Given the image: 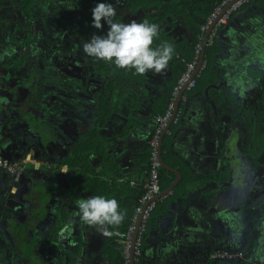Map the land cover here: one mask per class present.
<instances>
[{
    "label": "crops",
    "instance_id": "0c3cea01",
    "mask_svg": "<svg viewBox=\"0 0 264 264\" xmlns=\"http://www.w3.org/2000/svg\"><path fill=\"white\" fill-rule=\"evenodd\" d=\"M28 2L32 12L34 5L39 12L46 7V0ZM20 3L21 0H0V60L5 55L8 59L14 58L17 53L16 46L20 41V35L23 34L22 31L25 30L21 26ZM181 5L177 4L176 0H129L123 9L117 11L114 18L116 22L124 23L132 20L139 23L148 19V23L159 25L158 36L154 38L152 47L169 43L174 48L173 58L169 61L165 73L148 72L143 76L135 75L136 79L130 77L122 81L110 79L112 91L109 93V101L101 98L109 104L108 109L111 113L118 114L119 117L116 118L122 120L120 115L125 113L134 122V131L130 135L128 146L118 147L115 153L113 150L111 155H106L104 153L106 138L117 136L121 121L118 119L119 122L109 124L107 130L97 127L91 146L98 155L93 154V164L91 159L89 160L88 165L92 172L88 174L90 176H85L86 182L82 183L81 197L86 198L91 193L94 196L115 198L121 210L125 212V217L128 216L129 210H132L137 194L142 192L140 186L146 182L148 166L146 142L154 129V117L163 114L164 107L169 105L171 95L169 101L167 96L171 85L177 79L180 55L178 50L185 51L194 38L186 15L181 13L182 9L179 8ZM179 14H184L180 16L183 22L174 18ZM95 30L96 35H101L100 30ZM221 38L220 49L217 48L216 53L222 50L223 54L217 56L215 53L208 59L205 57L211 66L197 78L195 94L185 93V96L189 97L187 105L178 103L179 97L175 101V110L181 109V120L171 126L170 135H166L163 142L162 158L165 168H162L160 173L161 200L157 203L144 234L142 253L146 254L148 260L141 257V264H204L207 250L225 248L230 240L240 241L242 231L247 226V217L236 212L231 214L232 217H224L214 224L219 239L214 240L213 247L206 248L187 237L189 228L197 221V216H200L205 207L208 190L219 189L221 180H216L217 187L210 182L214 176L219 177L228 171L226 165H229L230 161L226 159L223 148H220L219 157H213L214 148L211 144L213 133L209 126L211 108L224 111L220 112L219 117L228 119L235 111L239 112V106L244 103L247 105L244 112H249L252 116L256 113V107L264 100V3L251 2L233 14L221 31ZM235 53L238 54L237 59ZM211 54L212 52L209 55ZM100 63L99 76L108 78L112 71H116L114 65L110 66L103 61ZM250 65L253 69L252 66L250 69ZM233 66L239 67L240 70L237 68L236 71ZM241 69L251 70V77L254 78L252 84L243 80ZM6 70L7 68L0 73V77ZM108 89L110 90L109 87ZM205 95L210 99L207 102L209 105L205 103L207 101ZM233 106H236V110L231 112L230 107ZM256 115V119L260 118L259 114ZM235 118L237 121V117ZM99 145L101 150L97 149ZM106 158L109 159L108 164L104 163ZM80 159L82 160L81 157ZM86 161L88 162L84 158L83 162ZM80 164L81 162L79 165L76 163V172L83 173L87 166L84 168ZM236 165V162H232L233 167L237 168ZM231 179L232 190L236 191L240 180L234 175ZM188 180L191 183L190 190L185 191L184 183ZM128 182H134L136 185L130 186ZM182 193L184 196L180 199ZM229 206L227 207L233 208ZM110 230L121 233L120 226L118 229ZM90 238L93 244L89 253L95 255V260L93 259L95 264H111L109 256L111 257L114 252L122 257L121 244L124 238L117 235L104 237L96 230L92 232ZM110 241L114 248L111 252L110 249L107 251ZM247 253L246 248L245 254ZM248 256L244 264H264V254L259 255L255 252L249 253Z\"/></svg>",
    "mask_w": 264,
    "mask_h": 264
},
{
    "label": "flooded vegetation",
    "instance_id": "af4514ba",
    "mask_svg": "<svg viewBox=\"0 0 264 264\" xmlns=\"http://www.w3.org/2000/svg\"><path fill=\"white\" fill-rule=\"evenodd\" d=\"M92 1L46 0L44 10L39 12L34 5L32 12L28 0H21V26L25 30L20 35L12 63H8L13 66L11 70L17 74L16 78L25 83L14 104L19 109L13 106L12 119L0 127V153L6 156V162H18L19 166L13 175L0 170V262L6 260V264H26L31 256L30 247L36 246L37 238L48 237L51 241L62 223H69L70 220L76 233L83 224L74 213L76 201L83 195L82 183L86 182L85 176L92 170L87 161V169L83 173L76 172L77 165H73H79L80 157H88L93 164V154L98 155L91 146L99 126L97 117L106 107L104 98L109 101L108 95L112 91L110 79L99 76L100 61L87 57L82 50L83 43L96 32L91 26L87 9ZM128 2L116 11L123 9ZM179 8L182 9L181 6ZM181 15L184 14L174 18L183 22ZM223 27L212 46L204 48L202 60L211 58L217 48L220 49ZM209 48L213 49V55H209ZM222 54V50L216 53L217 56ZM235 54L237 59L238 54ZM207 59L201 73L211 66ZM233 67L236 71L237 68L240 70ZM69 85L82 91L90 90L92 97L85 98L79 93L78 101L69 107L65 92ZM191 92V95L195 94L196 88ZM83 99H88L90 103L85 104ZM188 101L187 95L183 104L187 105ZM81 106H87L89 111L82 114ZM245 109L247 105L244 103L237 113L236 106L230 107V111L235 113L228 119L229 126L232 123L234 128L228 129L230 136H226V158L230 160L226 165L228 171L219 177L214 176L210 183L215 186L216 180H222L231 187L223 186L228 189L227 193L229 190L237 192L236 197L242 206L233 212H240L248 219L249 206L257 205L258 198L264 200V100L255 109L260 118L256 119V113L250 116L249 112H244ZM56 125L57 129L54 128ZM108 162L107 158L104 163ZM232 162L237 163V168L232 166ZM229 167L232 172L227 181ZM65 168L68 172H61ZM232 175L240 180L236 191L232 190ZM53 176H57L58 181ZM90 196L94 194L90 193L86 198ZM228 207L226 212L231 211ZM36 214L46 218L35 230ZM68 231L72 233L73 229ZM46 242L42 240L43 244ZM88 244V253L81 264H95V255L89 253L93 244L91 238ZM246 244V239L230 240L225 248L210 252L206 264H244ZM72 249L68 247L67 251L55 241L54 245H49V253L38 249L36 253L40 258L43 255L48 264H67L70 259L72 264H79L75 254L69 252Z\"/></svg>",
    "mask_w": 264,
    "mask_h": 264
},
{
    "label": "water",
    "instance_id": "95a60500",
    "mask_svg": "<svg viewBox=\"0 0 264 264\" xmlns=\"http://www.w3.org/2000/svg\"><path fill=\"white\" fill-rule=\"evenodd\" d=\"M203 53H204V49L202 50V56H203ZM4 58L0 60V73L4 72L6 68L8 69L3 74V76L0 77V127L4 124H7L12 119L13 106L14 104H16L18 100V97H19L18 94L20 93L22 89H24L23 84L25 83V82H22L21 79H19L18 77L16 78L17 74H15L14 70H11L13 66L10 65L8 62L11 61L10 63H12L13 57L8 59V57L5 55ZM251 74L252 72L247 71V70L241 71V75H244V77H242L243 80L247 81L246 83L248 84H252V82L254 81V78L251 77ZM65 92H66V96L68 97L67 104L69 107H71L72 105H74L73 103H76V101H78L77 95L79 93H81L82 94L81 96L85 98L90 96V90L85 89L84 91H82V90H79V88L75 89L72 85H69V87H66ZM73 96L75 97L72 98ZM90 97H92V95ZM204 97L207 99L205 103L210 101V99L206 95ZM83 100L85 101V104L90 103L87 101L88 99H83ZM177 102L179 103V100ZM211 104L213 105L212 102ZM212 105L211 107H213ZM178 106L179 105L177 104V108ZM108 108H109V104H107L105 108L103 107L101 109L99 116L97 117L99 122L102 121V123L99 124L98 122V124H99V127H101L103 130H107V127L109 124L113 125V122L115 121L119 122L118 119H120V118H116L118 114L111 113V111ZM15 109L18 110L19 107H15ZM81 109H82V114H86L89 111L87 106H81ZM211 110H212V113L210 114L211 116H210L209 126H210V130H212V133H213V137L211 139L212 140L211 144L213 145V148H214L213 157L216 158V156L218 157L220 156V148H223L225 150V155L227 154L226 150H228V147L226 146V141H227L226 136L227 135L230 136V130H231L232 123L229 126V121H228L229 118L226 119V118L219 117L220 112L222 113L224 111H221L214 107L211 108ZM216 110L218 112H215ZM120 117L122 118L123 121L120 119L121 125L119 126V129L116 132L117 136L116 137L110 136L109 138H106L107 140L104 145V153L106 155H111L113 153V150L115 153L118 147L123 148L124 146H128L127 144L130 140V135L132 131H134L133 130L134 122L127 115H125V113L120 115ZM54 128L57 129V125ZM170 128H171V125L168 128L169 131H170ZM165 137L166 135L164 134L160 140L161 168H165V164L162 158V146H163ZM0 158H2L3 160H6V156L3 155V153H0ZM112 158L115 160L114 156H112ZM223 158L225 157L223 156ZM86 160H88V163H89L90 159L88 157H86ZM57 162H60V160H58ZM229 169L230 170L226 178L227 181L230 180V174L232 172L231 171L232 168L229 167ZM222 172L224 173L225 171H222ZM53 177L55 180L58 181L57 176H53ZM189 182L190 180L184 183V186L186 187L185 191L190 190L191 183ZM223 185L224 183L221 182L219 189H215V190L211 189V191L208 190V194L205 197V207H203L202 209L203 211L200 212L201 213L199 214L200 216H197V221H195L193 226L189 228V232L187 234V237L190 240L195 241V243L204 245L206 248L213 247L214 240L219 239V237L216 235L218 233V230L214 227V224L217 223V221H219L220 219H223L224 217H228V218L232 217L231 214L234 213L233 210L235 209L239 210L240 206H242V203L239 202L238 198L236 197L237 192L235 193L229 190V193H227L228 189H223L222 188ZM217 186L218 184H215V187ZM252 188L255 189L254 186ZM183 193L187 194L188 192H183ZM183 193L181 194L180 199H183L182 198L184 196ZM256 200L258 201L257 205L254 204L252 206H249L248 208L249 213H247V215L249 218L247 219L248 220V222L246 223L247 226L244 227L241 238H240L241 241L246 239V243H247L246 248L248 249V253L246 254L247 257L245 256L246 258L249 257L248 256L249 253L256 252L259 255H261V253L264 254V206H263L264 200L260 198ZM228 203L234 209L231 208V211L226 212ZM45 218L46 216L39 217L36 214V220L34 221L35 230L38 229L37 228L38 225H41L44 222ZM65 224L67 223H62V225L60 226V229H57L58 231L56 232V234L52 235L51 241L48 239V237L47 239L37 238L36 246L33 245L30 247L31 256L29 257L30 259L28 258V260L26 261V264H42V263L48 264L49 261L46 259L44 260L42 258L43 255L40 258V255L36 253V250L38 249V251L41 250L43 251V253H49L48 252L49 245L50 244L54 245L55 241H57L59 245L66 247L67 251H68V247L73 248L72 251L69 250V252L72 254L74 253L75 257L78 258L77 263L81 264L82 259L88 253V249H89L88 242H89L92 232L95 229L82 224V226L80 227L79 233H76V231L74 232V228H73L74 225L72 224V226L69 228L71 230L73 229L72 233L69 231L64 232L63 229H64ZM42 240H47V242L43 244ZM211 249L206 251V254H205L206 261H204V264L207 263V260L209 258L208 254L216 250L214 248H211ZM142 257L145 258L146 261L148 260V257L146 256L145 253H142ZM40 261L42 263H40ZM68 262L69 263L67 264H72L71 259ZM0 264H6V260L1 261ZM129 264H132L131 257H130Z\"/></svg>",
    "mask_w": 264,
    "mask_h": 264
},
{
    "label": "clouds",
    "instance_id": "9594fccd",
    "mask_svg": "<svg viewBox=\"0 0 264 264\" xmlns=\"http://www.w3.org/2000/svg\"><path fill=\"white\" fill-rule=\"evenodd\" d=\"M116 8L112 3L101 0L91 10V26L102 30L107 26L103 35L93 34L83 43L84 54L94 61H103L113 64L116 68L134 70L137 75L148 72L163 74L166 72L169 61L173 58L172 44L153 48V40L158 36L159 25L155 23L116 22ZM61 172H68L67 168ZM77 217L84 225L95 229L101 236L111 237L120 235L110 229L119 228L125 218L115 198L90 196L76 201ZM72 221L65 224L63 231L67 232Z\"/></svg>",
    "mask_w": 264,
    "mask_h": 264
},
{
    "label": "built area",
    "instance_id": "2783aa9c",
    "mask_svg": "<svg viewBox=\"0 0 264 264\" xmlns=\"http://www.w3.org/2000/svg\"><path fill=\"white\" fill-rule=\"evenodd\" d=\"M255 1L264 0H223L211 14L206 18L205 23L200 26V32L196 36L193 58L186 63L184 70L173 87L169 105L161 115L154 117V129L148 138L146 145L148 149L147 178L140 188L142 194L138 197L133 215L124 235L121 244L123 264H129L130 257L132 264H141L142 243L144 234L147 230L151 215L156 209L157 203L161 200L160 185V140L162 136L170 135L169 126L179 123L181 109L175 110V101L179 97V103L185 102V93L191 92L196 88L197 78L205 67V62L201 60L202 50L211 47L214 39L218 36L219 30L226 25L233 14L240 9ZM127 0H111L117 9L123 7ZM18 162H6L0 158V170L8 174H15L18 169ZM130 186H135L134 182H128Z\"/></svg>",
    "mask_w": 264,
    "mask_h": 264
},
{
    "label": "trees",
    "instance_id": "16d2710c",
    "mask_svg": "<svg viewBox=\"0 0 264 264\" xmlns=\"http://www.w3.org/2000/svg\"><path fill=\"white\" fill-rule=\"evenodd\" d=\"M110 1L111 0H106V2H110ZM222 1L223 0H190V1L189 0H182L181 2L177 1V4L182 3V5H181L182 10L181 11H182V13H185L186 19H187L189 27H190V31H191V33L193 32V34H194V38H193L191 44L189 45L190 47L186 48L185 51L178 50V53L180 55L178 56L179 60H178V65H177V75H176L177 79L179 78L182 71L184 70L185 64L190 62L193 58L194 46L196 43V36L200 32V26L205 23L206 18L211 14V12L214 10V8L217 7ZM98 2H101V0H93L92 4L87 7V9L90 13L89 20H91V10L93 7H95V5ZM259 2L260 1H255V3H259ZM261 3H264V1H261ZM147 20H142L140 22H145ZM106 31H107L106 27H104L102 30H100L101 35L105 34ZM212 50L213 49L209 48L210 53L212 52ZM108 65L112 66L113 64L109 63ZM115 69H116V71H112L111 76L108 77L109 79H116L119 81L127 80L130 77H135L134 79H136L135 75H137V74L134 73V70H125V69H119L116 67H115ZM177 79L171 85L169 96H167L168 101H169L171 92L173 90V87L176 84ZM196 83H198V81ZM196 87H197V84H196ZM108 98H109V95H108ZM101 104L103 106V102H101ZM165 109H166V106L164 107V111H165ZM97 149L101 150V146L99 145V147ZM147 158H148V149H147ZM79 162H81L80 166H84V168H85L86 165H83V164H85L83 162V158ZM75 165H76V163L73 166H75ZM141 194H142V192L137 194V196L135 197V201H134L132 210H129L128 216H126L124 218V221L120 225L121 233L118 236L122 239L124 238L125 232H126L127 227L130 223V219L133 215L137 199ZM145 234H146V232H145ZM109 249H110V252L114 251L112 241H110V244H108L107 251ZM109 258H110L111 264H123V259H122L121 255H117V254H115V252H114V254L112 253L111 257L109 256Z\"/></svg>",
    "mask_w": 264,
    "mask_h": 264
}]
</instances>
